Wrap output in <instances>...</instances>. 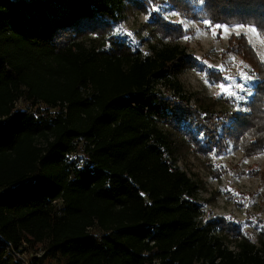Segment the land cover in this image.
I'll use <instances>...</instances> for the list:
<instances>
[{
	"label": "trees",
	"instance_id": "trees-1",
	"mask_svg": "<svg viewBox=\"0 0 264 264\" xmlns=\"http://www.w3.org/2000/svg\"><path fill=\"white\" fill-rule=\"evenodd\" d=\"M197 1L168 0L264 36V0ZM149 5L0 0V264L40 248L57 264H264V237L205 219L203 185L179 166L187 151L223 154L230 141L264 152V63L232 35L260 81L244 110L217 109L181 83L198 65L177 42L188 31ZM134 10L149 15L151 53L106 38ZM255 174L264 185V169Z\"/></svg>",
	"mask_w": 264,
	"mask_h": 264
},
{
	"label": "rangeland",
	"instance_id": "rangeland-1",
	"mask_svg": "<svg viewBox=\"0 0 264 264\" xmlns=\"http://www.w3.org/2000/svg\"><path fill=\"white\" fill-rule=\"evenodd\" d=\"M147 1L149 2V0ZM163 3L164 0H152L148 8L159 7ZM168 4L171 7L164 12V15L170 19H165L158 11L156 13L169 23L181 25V21L185 22L182 28L188 32L177 42L181 43L189 54L199 58L198 65L186 69L180 77L185 91L200 97L215 99V103L218 105L217 109L226 107L230 110H244L245 104L254 95V87L260 79L253 71L251 64L246 62L237 51L231 49L230 39L232 35L238 36L237 33L245 34L260 61L264 63V36L258 29L257 32L251 31V28L255 27L253 25L243 24L242 27H237V23L224 24L227 25L228 31L225 32L223 27L217 28L213 35L212 28L214 26L210 27L209 24H205L204 19L183 15L169 2ZM200 5L199 0L197 6L200 7ZM148 20V14L134 10L125 19L114 22L112 27L110 26L106 38H117L113 36V32L123 25L127 32L132 33V36L127 38L124 34L125 39L122 40H125L136 51L151 53L149 42L152 37L146 26ZM95 35L96 33H93L90 36ZM164 41L169 42L170 40L165 39ZM201 61L205 63L202 64ZM205 65L211 67L206 69ZM211 72L220 74L222 77L218 81L211 79ZM241 73H246L252 79H241ZM225 76L235 77V80H225L223 79ZM205 77H207V83ZM221 84L225 89L235 91L244 99L237 100L235 96L223 94ZM234 84L243 85L250 90L251 94L249 95L239 88H233ZM157 88L164 89L161 84L157 85ZM218 93L220 95H217ZM228 97L231 99L226 106L225 100ZM179 166L203 185L197 199L204 208L205 219L224 216L240 225L244 233L253 240L264 237V185L261 175L255 174L264 169V152L247 155L236 142L230 141L223 154L211 152L208 155H195L193 152L187 151L179 161ZM34 256L42 258L43 264H57L48 258L45 259L44 250L41 248L38 250L28 249L17 257L23 264H31Z\"/></svg>",
	"mask_w": 264,
	"mask_h": 264
},
{
	"label": "snow or ice",
	"instance_id": "snow-or-ice-1",
	"mask_svg": "<svg viewBox=\"0 0 264 264\" xmlns=\"http://www.w3.org/2000/svg\"><path fill=\"white\" fill-rule=\"evenodd\" d=\"M200 2L202 3L203 0H200ZM151 3H152V0H149V4H151ZM169 7H171V6L168 4V0H164V3L161 4V5H159V7H150V8H149V12L151 13L152 11H158V12L161 13L162 16H164L165 19H170L168 16H165V15H164V12H165ZM204 23H205V24H209V26L211 27V23H210V21L205 20ZM180 24H181V27H183L184 24H185V22H184V21H181ZM242 26H243V23H241V22H237V27H242ZM221 27L224 28V31H225V32L228 31V29H227V25L216 24V25L212 28L213 35H215V30H216L217 28H221ZM262 27H264V25H262ZM251 31H253V32H257V28H256V27H252V28H251ZM124 34H126V37H127V38H131V36H132V33L127 32V30L124 29L123 25H121V26H119L118 28H116V29L114 30V32H113V36H114V37H117V38H119V39H125V35H124ZM237 35H239V33H237ZM186 38H188V37H186ZM197 59H199V58H197ZM233 59H234V58H233ZM201 63L204 64L205 62L201 61ZM205 67H206V69H207V68H209V67H211V66L205 65ZM220 70L222 71V67H221ZM240 75H241V79H243V80H251V79H252V77L249 76V75H247L246 73H241ZM223 79H225V80H229V81H234V80H235V77L225 76V77H223ZM205 82H206V83L208 82L207 77H205ZM220 86H221V89H222V93H223V94H225V95L235 96L237 100L244 99L243 96H239V95H237V93H236L235 91H230V90H228V89H225L223 84H221ZM233 88H239L241 91L247 92L249 95L251 94V93H250V90L247 89V88H245L243 85H240V84H234V85H233ZM217 95H220V94L218 93Z\"/></svg>",
	"mask_w": 264,
	"mask_h": 264
}]
</instances>
